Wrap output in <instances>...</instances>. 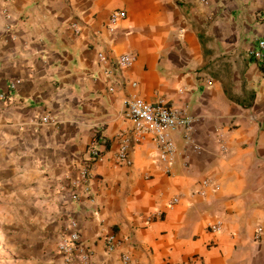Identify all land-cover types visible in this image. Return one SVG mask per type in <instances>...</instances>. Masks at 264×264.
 <instances>
[{"label":"crops","instance_id":"obj_1","mask_svg":"<svg viewBox=\"0 0 264 264\" xmlns=\"http://www.w3.org/2000/svg\"><path fill=\"white\" fill-rule=\"evenodd\" d=\"M208 1L0 0V264H65L71 219L94 264H264V60L247 56L264 0ZM114 11L126 17L111 31ZM125 54L136 62L121 68ZM139 98L192 121L191 141L171 135L170 173L150 136L131 165L117 159ZM93 147L102 159L74 201Z\"/></svg>","mask_w":264,"mask_h":264},{"label":"built area","instance_id":"obj_2","mask_svg":"<svg viewBox=\"0 0 264 264\" xmlns=\"http://www.w3.org/2000/svg\"><path fill=\"white\" fill-rule=\"evenodd\" d=\"M202 4L208 5V0H200ZM264 16V13H263ZM126 17V13L123 11H114L110 15L109 29L114 31L121 20ZM76 32L79 31L75 25ZM249 58H253L258 61L264 60V39L257 42V45L250 49L247 53ZM101 62H107L109 57L104 53L98 55ZM117 64L121 68L131 67L136 62V56L131 54L121 55L116 59ZM20 80L11 82V88L16 89L20 84ZM114 89H111L113 91ZM1 99H5V95H0ZM125 117L133 123V132L135 138L128 135H121V145L117 153V159L120 163L131 165L132 160L130 158V152L133 141H140L145 137H152L153 141L157 145L159 161L165 172L170 173L172 171L175 157L176 146L172 141L171 135L181 131L185 132V139L191 141V135L189 133L191 129L192 121L184 113L177 109L170 107L166 102L159 101L157 103H148L143 99H133L125 103ZM44 124H54L56 121L51 116H44L42 119ZM89 158L84 160L82 166L79 169V177L77 180L72 181V191L70 198L74 201L79 199L78 188H83L86 192H89V181L91 175L92 164L101 160L102 156L99 150L93 147L90 150ZM204 187H209L210 182L208 180L203 182ZM204 195V191L198 192ZM179 197H175L172 203H178ZM212 231L218 232L221 230V223L217 221L210 225ZM262 229L259 228L256 234H260ZM107 251L109 253H116L119 247L122 245L123 240L114 233H109L104 237ZM57 250L62 256L65 264H94L93 263V251L91 247L82 242L79 231V224L75 219H71L67 225L66 230L61 234L60 240L57 244ZM125 261L129 262L130 257L124 255Z\"/></svg>","mask_w":264,"mask_h":264}]
</instances>
